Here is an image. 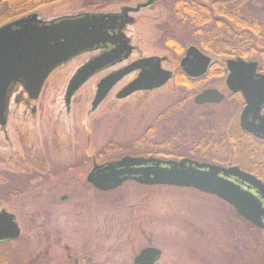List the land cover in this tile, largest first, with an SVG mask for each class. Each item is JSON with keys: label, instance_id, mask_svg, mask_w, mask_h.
<instances>
[{"label": "rangeland", "instance_id": "obj_1", "mask_svg": "<svg viewBox=\"0 0 264 264\" xmlns=\"http://www.w3.org/2000/svg\"><path fill=\"white\" fill-rule=\"evenodd\" d=\"M145 1L58 0L34 13L42 21H51L82 13H115ZM167 2L171 0H158L151 8L131 15L134 22L126 29L141 58H165L163 67L173 78L163 87L118 99L119 92L137 76L133 72L92 111L99 81L126 62L89 80L68 106L69 81L96 53L83 54L58 67L37 101L30 102L24 90L15 87L7 126L5 130L0 127V210L16 216L22 234L0 243V264H135V257L148 247L162 251L157 264H244L255 258L251 252L254 232L217 197L194 189L134 182L100 192L86 181L93 159L102 164L124 156L145 157L133 156L130 151L153 153L160 148L151 143L173 142L182 125L190 128L191 134L206 125L209 128L204 129L215 136L224 132L221 126H229L228 119L232 121V100L199 107L194 98L200 92L175 84V75L183 73L180 64L185 54L176 56L164 43L169 25L177 31ZM247 3L252 18L264 17V0ZM186 32L178 33L183 35L187 51L193 44ZM246 60L257 61L253 57ZM221 76L210 78L203 90L215 88L228 94L226 76ZM172 109L175 111L166 116ZM197 135L196 141H187L188 148L180 143L177 150L183 147L200 155L205 139L200 131ZM224 142H220L222 148ZM218 143L214 141L209 148L215 150ZM110 145L117 150L105 157ZM228 147L224 152L232 150ZM85 157L92 158L91 165L82 163ZM184 158L214 163L201 161V156ZM257 237L264 239V233Z\"/></svg>", "mask_w": 264, "mask_h": 264}, {"label": "water", "instance_id": "obj_2", "mask_svg": "<svg viewBox=\"0 0 264 264\" xmlns=\"http://www.w3.org/2000/svg\"><path fill=\"white\" fill-rule=\"evenodd\" d=\"M153 1L126 7L121 13H84L51 21H42L34 13L0 27V127L8 123L15 86L21 85L31 100H38L46 81L58 67L110 45L109 50L82 65L69 81L66 91L69 106L73 96L93 76L127 60L134 50L123 31L134 22L129 13H138ZM211 61V57L192 46L180 66L188 76L200 78L207 73ZM164 62L163 57H145L104 77L97 85L92 111L133 72L139 74L119 92L118 99L163 87L173 78V73L163 68ZM226 67L227 89L241 94L245 101L239 119L241 129L264 140V74L259 72V63L238 58L228 60ZM225 99L220 90L208 88L194 98V103L221 104ZM130 181L143 186L195 189L215 196L230 205L239 217L264 229V183L239 166L223 167L187 158L176 161L124 156L103 164L94 159L87 176V182L101 192L115 191ZM21 234L16 216L0 210V243L16 240ZM161 256V250L148 247L135 257L134 263L157 264Z\"/></svg>", "mask_w": 264, "mask_h": 264}, {"label": "trees", "instance_id": "obj_3", "mask_svg": "<svg viewBox=\"0 0 264 264\" xmlns=\"http://www.w3.org/2000/svg\"><path fill=\"white\" fill-rule=\"evenodd\" d=\"M58 0H0V27L15 21L19 18L28 16L35 11L50 5ZM248 0H171L169 4L173 12L174 24L177 31L168 26L169 35L165 36V44L176 56L182 57L185 52V42L182 40V32H186L187 39L193 45L198 46L204 52L212 55L214 59L220 60V64H215L205 79L190 80L184 73L175 75V84L178 87H185L188 90L200 92L206 86V82L213 77H220L223 74V68L219 67L229 58L249 59L251 57L260 62V70L264 73V17L256 15L254 18L249 15ZM251 13V12H250ZM246 14V15H245ZM248 15V17H247ZM184 27L183 31L178 29ZM173 30L174 32L170 31ZM180 32V34L178 33ZM171 36V37H169ZM222 63V64H221ZM234 104V113L232 121L229 120V126L217 127L224 129L220 136L212 135L204 128L190 131L185 125L178 127L174 136V141L167 140L162 144H153V148H160L157 151L132 152L133 156H154L162 159L180 160L185 156L196 158L201 156V161H211L223 166L238 165L242 170L255 175L264 182V142L257 141L255 138L240 130L238 125L239 113L244 106L241 95H232L228 99ZM167 112L169 116L174 112ZM231 115V114H230ZM195 121V120H193ZM192 121V122H193ZM230 122H232L230 124ZM189 126V124H188ZM193 128V127H192ZM226 130V131H225ZM199 131L204 136L202 147L199 148V154L185 150L183 147L178 149L179 144L189 147L187 141L195 140L199 137ZM177 136L179 138H177ZM217 140H216V139ZM177 139V140H175ZM219 142L216 149L209 148L213 142ZM221 141H225L220 145ZM228 143V144H227ZM230 152H224L229 150ZM105 157L111 156L117 150L113 145L105 149ZM214 151V152H211ZM208 154L216 155L215 158L207 157ZM99 158V159H98ZM116 157H112L111 159ZM206 158V159H205ZM100 160V157H97ZM89 165L92 158L88 157L82 161ZM74 168L70 169L73 170ZM251 231L254 232V242L252 255L255 257L251 264H264V239L257 237L258 234L264 233V230L258 229L247 223ZM244 263V264H248ZM243 264V263H242Z\"/></svg>", "mask_w": 264, "mask_h": 264}, {"label": "flooded vegetation", "instance_id": "obj_4", "mask_svg": "<svg viewBox=\"0 0 264 264\" xmlns=\"http://www.w3.org/2000/svg\"><path fill=\"white\" fill-rule=\"evenodd\" d=\"M148 1H149V0H146L144 3H140L139 5H141V4H145V3H147ZM157 1H158V0H154L153 3H152L149 7L142 8L138 13H140V12H141L142 10H144V9H149V8H151L152 6H154V5L157 3ZM137 6H138V5H137ZM137 6H136V7H137ZM126 7H128V6L123 7L120 11L115 12V13H121L122 10H123L124 8H126ZM132 8H135V7H132ZM97 13H98V12H97ZM138 13H129V14H130V15H133V14H138ZM127 26H128V25H127ZM127 26H125V28L123 29V31H124L125 33H126ZM193 46L197 47V48H198L200 51H202L204 54H206V55H208V56L211 57V60H212V61H211L210 65H209V67H208V71H207V73H206L204 76L200 77V78H192V77L188 76V75L183 71L182 68H181V69H182L184 75H185L187 78H189L190 80H201V79H205L206 76L209 74L211 68H212L215 64H220V63H219V60L214 59V57H213L212 55H210V54L204 52V51L201 50L198 46H196V45H193ZM109 47H111V46H110V45H107L106 47H103V48H101V49H99V50H97V51H92L91 53H94V54L96 53V54L93 56V57H95V56L101 54L102 52H105V51L109 50ZM185 52H186V50H185ZM185 52H184V54H185ZM134 54H136V55L138 54L137 59H132V58H134ZM184 54H183V55H184ZM131 57H132V58H131ZM142 58H143V57H142ZM139 59H141V55L137 52V49L134 48L133 53L131 54V56H130L126 61L123 62V63H126V62H127V64H126L124 67H126L127 65H130L131 63H133V62H135L136 60H139ZM226 62H227V60L224 62V64L221 63L222 66H219V67H222V68H223V70H222V71H223V74H221V75H222L221 78H223V77L226 76V79H227L229 73H226V72H227ZM164 63H165V62H164ZM164 63H163V64H164ZM121 64H122V63H121ZM118 65H120V64L118 63V64H116V65H114V66H110V67L106 68L105 70H102L101 72H99L97 75L102 74V73H104V72H106V71H109V70H111V69L117 67ZM124 67H122V68H124ZM122 68L115 69V70L111 71L110 73H108L106 76H108V75L112 74L113 72L118 71V70H120V69H122ZM106 76H105V77H106ZM137 76H138V73H137ZM137 76H135V78H136ZM103 78H104V77H103ZM213 78H214V77H213ZM226 79H225V80H226ZM225 85H226V84H225ZM207 89H208V87H207ZM204 90H205V89H204ZM226 90L228 91L227 87H226ZM202 91H203V90H201L200 93H201ZM221 92H222V91H221ZM222 93L226 96V99L223 101V103L226 102V101L230 98V96H232V95H239V94H232V93H230L229 91H228V94H227V92H226V93L222 92ZM242 98H243V97H242ZM243 101H244V99H243ZM30 102H32V101H30ZM212 105H213V104H212ZM203 106H208V105H203ZM214 106H217V105H214ZM199 107H202V106H199ZM244 107H245V102H244V106H243V108H244ZM243 108H242V110H243ZM242 110H241L240 112H242ZM32 111H33V113H35V112H36V107H33ZM263 112H264V111H262V114H263ZM239 119H240V113H239V118H238V125H239L240 130L243 131V130L241 129V127H240ZM3 130H5V129H3ZM243 132H245V131H243ZM245 133H247V132H245ZM247 134H249V133H247ZM249 135L253 136V137L255 138V140H257V141H262V142H264L263 139L257 138V137H255V136L252 135V134H249ZM152 157H153V158H157V159H162V158H158V157H154V156H152ZM164 160H167V159H164Z\"/></svg>", "mask_w": 264, "mask_h": 264}]
</instances>
